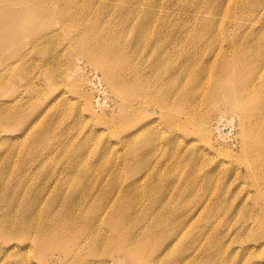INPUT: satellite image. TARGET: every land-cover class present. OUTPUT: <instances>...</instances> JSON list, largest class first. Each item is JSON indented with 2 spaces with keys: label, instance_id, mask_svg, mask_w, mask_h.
Returning a JSON list of instances; mask_svg holds the SVG:
<instances>
[{
  "label": "rangeland",
  "instance_id": "1",
  "mask_svg": "<svg viewBox=\"0 0 264 264\" xmlns=\"http://www.w3.org/2000/svg\"><path fill=\"white\" fill-rule=\"evenodd\" d=\"M42 1L0 4V264H264L263 161L243 150L237 106L198 102V127L148 99L176 70L159 43L210 63L208 85L252 81L227 60L235 46L264 59V0ZM100 36L130 59L85 53ZM95 60L123 63L127 94L144 97L115 93Z\"/></svg>",
  "mask_w": 264,
  "mask_h": 264
},
{
  "label": "bare ground",
  "instance_id": "2",
  "mask_svg": "<svg viewBox=\"0 0 264 264\" xmlns=\"http://www.w3.org/2000/svg\"><path fill=\"white\" fill-rule=\"evenodd\" d=\"M57 1H55L56 4H57ZM10 2H12V0H0V4L10 3ZM42 2H44V1H42ZM70 2H72V1H70ZM79 3H80V1H79ZM19 4L20 3H18V5ZM72 4H75V3H72ZM39 5L41 6V4H39ZM52 5L54 6V4H51V6ZM104 5L106 6L105 2H104ZM104 5L102 4V6H104ZM54 8L56 10L57 6L56 7L54 6ZM54 8H51V10H53ZM67 8H69V7H67ZM102 8H104V7H102ZM70 9L72 10L71 6H70ZM49 10H50V8H49ZM67 11H68V9H67ZM7 12H9V10ZM125 12L123 13L124 15H125ZM1 13H4V12H1ZM57 13H58V11H57ZM69 13L67 14L68 16H69ZM53 14L54 13H52V15ZM55 15H57V14H54L53 16L55 17ZM49 16H51V15H49ZM70 17L71 16L63 18L60 21L61 25L64 26L65 24H67L68 21L71 19ZM95 17H97V16H95ZM123 17H125V16H123ZM52 18L50 20H52ZM75 18L78 19L80 17H78V15H77V17H74V19ZM97 18H95L96 21H97ZM0 21H1L0 25H3V27H5V25L8 24L7 20L0 19ZM23 23H26V20H23ZM45 25L49 26V24H44V26ZM50 25H53V24H50ZM90 25H91V23H90ZM63 26H61V28ZM20 29H22V28H20ZM85 29H87V28H85ZM22 31H24V30L22 29ZM52 31H54V30H52ZM98 31L100 32V30H98ZM86 32H89V30H86ZM99 32H97V34H99ZM52 33L54 34V32H52ZM90 33L92 34V32H90ZM100 34L102 35V32H100ZM107 34L108 33H106V35L105 34L104 35L107 36ZM86 35H87V33H86ZM117 35H118V33L116 34V36ZM4 36H7V35L5 34ZM83 36H84V34H83ZM97 36H99V35H97ZM85 38H88V37H85ZM10 39L7 38L5 40V43L7 41L9 42ZM83 40H85V39H83ZM98 40L100 42H97V43H94V44L90 43V46L88 45V50H87L88 52L86 51L85 53H90V52L93 53L95 51L101 52L100 51L101 49L97 46L99 43H101L103 46H100L101 44L99 46L101 48L103 47L102 48V52L106 53V54H109L111 56V60L116 61V60H121V59L122 60H129L130 59V56L127 57V52H123L125 50H123L122 46L120 45L122 43H120V44L117 43L116 39H109V38H106L104 36H100L99 39L97 38V41ZM72 41L73 40H71V42ZM75 42H76V45H75ZM75 42L73 43V45L77 46L78 45V39H76ZM8 45H10V43ZM8 45L5 44V46H8ZM34 45L30 46V47L34 48ZM255 46L256 45H251V46H247V48H249V51H250V48H251V50H255V49H257L256 48L257 46L256 47ZM258 46L260 47V45H258ZM124 47H126V46H124ZM243 47H245V46L243 45ZM121 48H122L123 51L121 50ZM157 48H158L157 49V53L158 54L163 53L164 55H166V57L163 59L162 63H165V64L168 65V57L171 56V59L174 62V67H176V70H174V73L178 74L179 80L177 79V75H175L172 71H170L169 72L170 79H166L165 80L166 83L161 84L160 85V89L159 88L156 89V91L154 93V98H148V99H150V100L155 99L156 102L165 110H168V109L171 110L170 105L177 106L179 108V110H180V113H182V114H184L186 116L185 117L186 118L185 121L191 122L193 124L195 123L196 126L201 127V125H202L201 120L203 118H200L199 117L200 114L195 111L196 110V104L198 102L204 100V99H209L214 105L217 104V103H222L223 104V102H225V97H227V98L229 97L227 101L228 102L230 101L231 103H234L235 108L237 106L239 114H240V124L239 125H240L241 140L243 141L242 146H243L244 152L247 153V154L249 153V154H253V155L259 156L260 159L263 161L262 166L261 165L256 166V173H255V171H253V174L256 176V178L260 182V184L257 187V190H258L257 194H258V196L264 198V95H263V92H264V73L260 72L258 74V73L255 72V70H256L255 67H257L256 65H258V70H259V68L261 66L264 67V59L261 58L262 62H260V60H259L260 66H259V64H253L254 61L252 62V61L248 60L246 54L244 53V51H246L245 48L244 49H239L240 47L238 48L237 46H235L233 51H237V54H233V57L228 58L227 61H228V63H230L228 71L230 72L231 75L234 76V75H238V73H237L238 71H243V70L249 71V70H251L253 79H252V81L244 79L245 77L244 78H239L238 80L234 79L235 81H239L241 84L239 86H237L238 84L237 85L235 84V86H234L235 88L231 87L232 89L230 88V89L224 90V89H222V87L219 86L220 83L218 81V78L211 85H208V83L205 81V78H206L207 75L205 77H203V78L199 76V74L205 72V67H207V69H208V66H209L210 63L209 64L206 63L205 67H204V65H200V70H197V63L195 62V60H193L191 65H190V60L189 59L185 60V62H183V63H178V60L176 59V56L174 55L175 52L172 53L171 50H168V47H166L163 43H159L157 45ZM217 51H218V53L216 55H218L220 53V49L217 50ZM263 51H264V49H263ZM194 52H195V50H194ZM221 53H225V52H221ZM246 53H248V52H246ZM204 54H205V52H204ZM255 56H256V54H255ZM260 57L261 56L259 55V59H260ZM0 58H1L0 59V61H1L2 57L0 56ZM251 58H254V57H251ZM14 59H15V62H16L17 58H14ZM196 59H198V58H196ZM4 60H5V58H4ZM15 62L12 61V65ZM95 62H96V64L98 66H100V68L103 69V72L105 74V79L107 80V82L111 86V88L116 91L115 93L121 92V93H119L120 96H121V94L124 95L125 94L124 92H126V90L124 89V86L127 83V81L125 80V76H126L125 74L126 73L124 72V71H126V66L122 63L121 65H119V67L117 65V68L115 70H109L106 67H104L103 65H101L100 62H97V60H95ZM4 63L1 64L2 65L1 67H3ZM6 67H7V65H6ZM189 67L193 68V71L195 73H192L191 71L187 70ZM1 69L3 70V68H1ZM4 70H6V69L4 68ZM111 71L115 72V73H112ZM137 72H135L136 76L138 75ZM1 74H4V73H1ZM230 74H229V76H230ZM120 75L121 76L124 75L123 78H122L123 80L121 79ZM230 77H232V76H230ZM247 77H248V75H247ZM257 82H259V83L256 84V88H255L256 90L254 89L256 91V93L254 94V92H253L254 90L253 91H249V87H251L253 84H255ZM244 88H245L246 92H244ZM251 92H253V93L251 94ZM135 97L139 98V97H144V96L143 95H134V93L130 96V94L129 93L127 94V92H126L124 98L126 100H131L132 98H135ZM171 98H173L172 101L170 100ZM175 100L181 105V107ZM181 100H182L183 103H181ZM145 101L147 102V100H145ZM226 104H227V102H226ZM228 105H229V103H228ZM234 111H235V109H234ZM236 111H237V109H236ZM118 252H119V250H118ZM135 255H136V253H135ZM141 257L142 256H140V258ZM146 257H147V255H146ZM137 258L139 259V257H137ZM109 260H110V258H109ZM146 260H147V258H146Z\"/></svg>",
  "mask_w": 264,
  "mask_h": 264
}]
</instances>
